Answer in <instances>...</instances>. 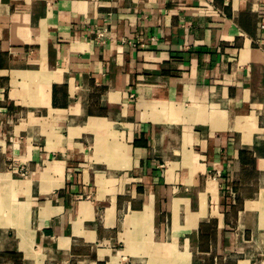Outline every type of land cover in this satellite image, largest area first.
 <instances>
[{"label":"crops","instance_id":"crops-1","mask_svg":"<svg viewBox=\"0 0 264 264\" xmlns=\"http://www.w3.org/2000/svg\"><path fill=\"white\" fill-rule=\"evenodd\" d=\"M262 23L0 0V264H264Z\"/></svg>","mask_w":264,"mask_h":264},{"label":"built area","instance_id":"built-area-1","mask_svg":"<svg viewBox=\"0 0 264 264\" xmlns=\"http://www.w3.org/2000/svg\"><path fill=\"white\" fill-rule=\"evenodd\" d=\"M261 26L264 27V23H262ZM107 32H108V28L105 24L102 27L97 28L96 30L97 39L101 42H105V40L107 39Z\"/></svg>","mask_w":264,"mask_h":264}]
</instances>
